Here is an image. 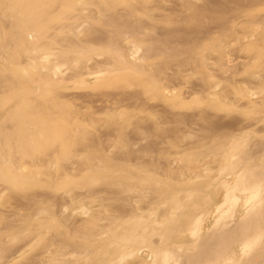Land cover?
<instances>
[{
	"label": "rangeland",
	"instance_id": "1",
	"mask_svg": "<svg viewBox=\"0 0 264 264\" xmlns=\"http://www.w3.org/2000/svg\"><path fill=\"white\" fill-rule=\"evenodd\" d=\"M264 264V0H0V264Z\"/></svg>",
	"mask_w": 264,
	"mask_h": 264
},
{
	"label": "bare ground",
	"instance_id": "2",
	"mask_svg": "<svg viewBox=\"0 0 264 264\" xmlns=\"http://www.w3.org/2000/svg\"><path fill=\"white\" fill-rule=\"evenodd\" d=\"M166 263V258H163V264H165Z\"/></svg>",
	"mask_w": 264,
	"mask_h": 264
}]
</instances>
